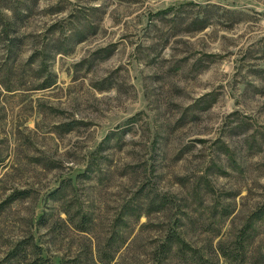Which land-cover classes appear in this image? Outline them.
<instances>
[{
    "label": "rangeland",
    "instance_id": "obj_1",
    "mask_svg": "<svg viewBox=\"0 0 264 264\" xmlns=\"http://www.w3.org/2000/svg\"><path fill=\"white\" fill-rule=\"evenodd\" d=\"M0 264H264V0H0Z\"/></svg>",
    "mask_w": 264,
    "mask_h": 264
}]
</instances>
